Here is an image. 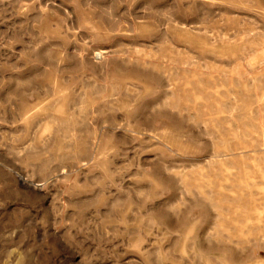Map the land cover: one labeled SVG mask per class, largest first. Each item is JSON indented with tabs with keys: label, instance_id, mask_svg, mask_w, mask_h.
Returning <instances> with one entry per match:
<instances>
[{
	"label": "rangeland",
	"instance_id": "374dc122",
	"mask_svg": "<svg viewBox=\"0 0 264 264\" xmlns=\"http://www.w3.org/2000/svg\"><path fill=\"white\" fill-rule=\"evenodd\" d=\"M0 264H264V0H0Z\"/></svg>",
	"mask_w": 264,
	"mask_h": 264
}]
</instances>
